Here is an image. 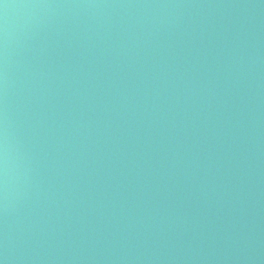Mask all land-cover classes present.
Listing matches in <instances>:
<instances>
[{
	"label": "water",
	"instance_id": "obj_1",
	"mask_svg": "<svg viewBox=\"0 0 264 264\" xmlns=\"http://www.w3.org/2000/svg\"><path fill=\"white\" fill-rule=\"evenodd\" d=\"M264 97V0H0V264H205Z\"/></svg>",
	"mask_w": 264,
	"mask_h": 264
}]
</instances>
